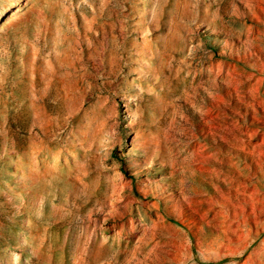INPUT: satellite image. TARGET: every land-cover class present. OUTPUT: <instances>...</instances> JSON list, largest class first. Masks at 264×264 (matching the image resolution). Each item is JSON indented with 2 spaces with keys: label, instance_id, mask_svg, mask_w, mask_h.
Wrapping results in <instances>:
<instances>
[{
  "label": "rangeland",
  "instance_id": "374dc122",
  "mask_svg": "<svg viewBox=\"0 0 264 264\" xmlns=\"http://www.w3.org/2000/svg\"><path fill=\"white\" fill-rule=\"evenodd\" d=\"M0 264H264V0H0Z\"/></svg>",
  "mask_w": 264,
  "mask_h": 264
}]
</instances>
